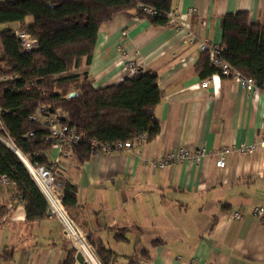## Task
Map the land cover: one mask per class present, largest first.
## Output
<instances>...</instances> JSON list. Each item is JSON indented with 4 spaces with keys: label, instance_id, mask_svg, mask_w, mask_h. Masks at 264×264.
Wrapping results in <instances>:
<instances>
[{
    "label": "crops",
    "instance_id": "crops-1",
    "mask_svg": "<svg viewBox=\"0 0 264 264\" xmlns=\"http://www.w3.org/2000/svg\"><path fill=\"white\" fill-rule=\"evenodd\" d=\"M239 10L261 20L264 0H174L164 26L134 10L119 11L100 25L91 63L76 70L87 71L96 88L116 84L139 54L143 69L158 74L162 92L155 110L160 133L152 141L98 151L81 164L55 146L49 151L59 175L77 187L75 218L114 252L113 264H264V219L254 214L264 206V143L250 154L228 155L224 168L215 155L199 164H155L182 147L218 150L261 141L264 93H248L222 75L203 87L215 73L202 77L195 69L198 42L183 41L188 29L197 40L222 44L221 17ZM63 243L55 216L27 222L15 184L0 182V264H59Z\"/></svg>",
    "mask_w": 264,
    "mask_h": 264
},
{
    "label": "trees",
    "instance_id": "trees-1",
    "mask_svg": "<svg viewBox=\"0 0 264 264\" xmlns=\"http://www.w3.org/2000/svg\"><path fill=\"white\" fill-rule=\"evenodd\" d=\"M173 1H0V23L11 25L0 30V132L14 147L0 140V177L15 184L27 222L44 219L49 208L18 153L32 165L52 168L69 213L77 207L76 185L60 176L57 163L49 159L55 143L45 122L49 112L60 108L62 120L83 135L72 152L80 164L98 152L93 141L114 145L134 140L140 145L160 133L155 110L162 92L155 71L141 69L119 83L96 88L87 71L76 70L91 63L100 25L115 13L134 10L138 17L164 26L170 22ZM221 28L222 58L233 70L251 77L264 93V18L251 21L247 10L228 12L221 17ZM16 30L29 32L38 47L24 51ZM195 69L202 77L218 72L208 52H202ZM70 92L75 95L69 97ZM143 134L145 140L139 139ZM88 238L102 261L113 264L114 252L100 240ZM63 248L59 264H75L76 249L65 238Z\"/></svg>",
    "mask_w": 264,
    "mask_h": 264
},
{
    "label": "built area",
    "instance_id": "built-area-1",
    "mask_svg": "<svg viewBox=\"0 0 264 264\" xmlns=\"http://www.w3.org/2000/svg\"><path fill=\"white\" fill-rule=\"evenodd\" d=\"M144 9L154 14L156 11L151 7H144ZM194 8H190L188 13H193ZM173 13V11H172ZM171 13V16H172ZM16 35L20 41V45L24 51H32L38 47L37 40L31 36V34L24 30H16ZM184 43L198 42V46L202 52H208L212 64L218 69V72L213 74L209 78H204L201 82L203 87H208L209 83L214 79L216 80L219 75L233 78L237 81L248 93H256L260 91L255 84V81L251 77L242 75L241 73L233 70L229 63L222 58L223 47L221 44H212L208 38L204 37L197 40V36L191 31L186 29L183 37ZM143 60L139 54L132 57L125 63V76L139 73L142 67ZM69 96V95H68ZM70 97V96H69ZM44 107V106H42ZM63 112L60 108L53 112H49L46 115L45 122L50 134L55 141L54 146L59 149L62 156H72L73 148L76 144H79L83 139V135L78 130L67 124L62 120ZM146 134L140 136L139 139L144 140ZM0 140L4 141L7 145L12 146L8 138L0 132ZM264 143V134L259 143L252 144L242 143L239 146H226L218 150H211L205 146L197 148L182 147L177 150L168 152L161 158L156 160V165L160 168H164L173 164L183 162H193L199 164L203 157L208 155H215L216 166L224 168L227 164V157L232 153L250 154L254 152L261 144ZM93 148L97 151L112 153L114 151H121L123 149H132L136 142L133 140L116 142L114 145L100 144L97 141H93ZM14 148V147H13ZM18 151V150H16ZM23 158V157H22ZM32 178L38 185L39 189L43 193L48 208L52 215L55 216L62 227L63 236L68 242L76 249V252H80L84 257V264L86 258H91L94 264H105L101 257L98 255L95 247L90 242L86 231L78 224V222L71 216L68 209L63 202V188L56 183V174L52 168L42 165H32L26 159L23 158ZM58 163V160L54 161ZM0 182L8 183L9 179L6 176L0 177ZM254 214L264 219V206H258L254 209ZM232 218L238 219L242 217L241 212H232ZM140 264H145L141 262Z\"/></svg>",
    "mask_w": 264,
    "mask_h": 264
},
{
    "label": "water",
    "instance_id": "water-1",
    "mask_svg": "<svg viewBox=\"0 0 264 264\" xmlns=\"http://www.w3.org/2000/svg\"><path fill=\"white\" fill-rule=\"evenodd\" d=\"M74 95H75V92H70V93H69V96H70V97H72V96H74ZM17 152H18V151H17ZM18 154H19V156L21 157V159L23 160L22 155H21L20 153H18ZM47 215H49V216L52 215V213H51L50 210H48ZM75 259H76V261L79 262L80 264H84V257H83V255H82L80 252H76Z\"/></svg>",
    "mask_w": 264,
    "mask_h": 264
},
{
    "label": "rangeland",
    "instance_id": "rangeland-1",
    "mask_svg": "<svg viewBox=\"0 0 264 264\" xmlns=\"http://www.w3.org/2000/svg\"><path fill=\"white\" fill-rule=\"evenodd\" d=\"M11 25L9 24V23H0V30L1 29H5V28H7V27H10ZM71 214V216L73 217V218H75V216L72 214V213H70ZM75 220L77 221V219L75 218ZM78 222V221H77ZM79 224V223H78ZM80 225V224H79ZM81 226V225H80ZM82 227V226H81ZM83 228V227H82ZM84 229V228H83ZM85 230V229H84ZM75 264H80L79 262H77L76 261V259H75Z\"/></svg>",
    "mask_w": 264,
    "mask_h": 264
},
{
    "label": "bare ground",
    "instance_id": "bare-ground-1",
    "mask_svg": "<svg viewBox=\"0 0 264 264\" xmlns=\"http://www.w3.org/2000/svg\"><path fill=\"white\" fill-rule=\"evenodd\" d=\"M86 262H88L89 264H94V262L91 258H86Z\"/></svg>",
    "mask_w": 264,
    "mask_h": 264
}]
</instances>
